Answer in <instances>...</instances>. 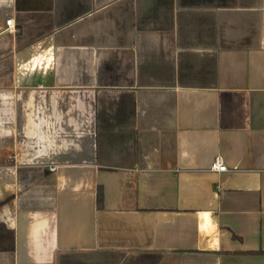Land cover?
I'll return each mask as SVG.
<instances>
[{
	"label": "crops",
	"instance_id": "0c3cea01",
	"mask_svg": "<svg viewBox=\"0 0 264 264\" xmlns=\"http://www.w3.org/2000/svg\"><path fill=\"white\" fill-rule=\"evenodd\" d=\"M0 264H264V0H0Z\"/></svg>",
	"mask_w": 264,
	"mask_h": 264
},
{
	"label": "built area",
	"instance_id": "2783aa9c",
	"mask_svg": "<svg viewBox=\"0 0 264 264\" xmlns=\"http://www.w3.org/2000/svg\"><path fill=\"white\" fill-rule=\"evenodd\" d=\"M7 26H8V29H12L13 20H9L7 22ZM211 170L214 172H218V173L228 172V168L221 157H218L214 160L211 166Z\"/></svg>",
	"mask_w": 264,
	"mask_h": 264
}]
</instances>
